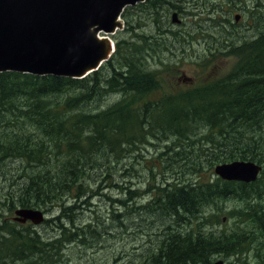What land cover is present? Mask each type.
<instances>
[{
	"label": "trees",
	"instance_id": "1",
	"mask_svg": "<svg viewBox=\"0 0 264 264\" xmlns=\"http://www.w3.org/2000/svg\"><path fill=\"white\" fill-rule=\"evenodd\" d=\"M173 9L202 17L218 34L215 48L231 47L238 60L222 77L193 84L177 78V90L151 98L163 90L165 78L144 52L165 41ZM234 11H241L245 24L225 38ZM125 17L137 34L118 42L103 72L79 81L0 73V177L12 186L1 201L56 214L44 224L56 231L47 241L30 229L12 228L9 237L0 235L1 253L20 264H53L70 243L89 249L109 232L119 237L128 224L134 225L126 233L143 231L135 219L146 218L163 221V228L147 243L155 249L135 263L210 264L218 256L249 264L253 256L264 264V0H147ZM56 90L63 96L51 103ZM109 97L114 100L105 101ZM148 146L155 148L152 157L133 155L150 151ZM18 159L21 165L6 173ZM237 159L262 165L256 182L183 180ZM134 172L151 181L144 192L116 182L134 179ZM109 188L127 197L109 198L118 207L110 224L95 216L79 226L81 206L88 209ZM137 196L144 203L129 204ZM225 200L230 201L224 212L205 217L214 202Z\"/></svg>",
	"mask_w": 264,
	"mask_h": 264
},
{
	"label": "water",
	"instance_id": "2",
	"mask_svg": "<svg viewBox=\"0 0 264 264\" xmlns=\"http://www.w3.org/2000/svg\"><path fill=\"white\" fill-rule=\"evenodd\" d=\"M93 1L90 23L109 29L114 24L117 10L142 0ZM85 4L87 6V0H0V72H29L41 76L47 70L63 74V68H68L65 62L70 60L73 67L65 73L81 74L94 67L106 48L93 40L87 28L83 34L85 50L81 48L75 53L71 51L73 44L66 45L65 52L59 47L54 60L51 58L55 55L53 44L59 40L57 33L63 42L68 36L77 34V28L84 29L82 24L79 27V22ZM257 171L256 166L242 162L216 168L221 177L235 180H253ZM16 214L23 217L22 222L27 218L35 223L42 220L38 211L21 210ZM213 264L224 263L219 260Z\"/></svg>",
	"mask_w": 264,
	"mask_h": 264
},
{
	"label": "rangeland",
	"instance_id": "3",
	"mask_svg": "<svg viewBox=\"0 0 264 264\" xmlns=\"http://www.w3.org/2000/svg\"><path fill=\"white\" fill-rule=\"evenodd\" d=\"M182 19V23L186 22L187 20ZM239 19L236 21L238 22ZM182 23L179 26H172L170 28L171 31L176 32L178 39L181 40L180 42H173L172 44H168L166 42L163 46L150 49V53L155 56L154 60H165L169 65L174 64L173 60H182V62L178 65V67L173 68L171 71L162 70L160 75L164 76L165 84L163 83V90L153 92L150 97L157 98L162 95L163 92H173L177 89H172V86L175 83L177 78H180L182 74L193 78V84L195 81H202L206 78H214L219 77L229 71L234 63V59H227L224 56H217L216 58L210 57L205 52V47L207 45V41H211L208 39L209 32L202 34L200 30L189 31L187 35V30L189 27H184ZM157 29H161L162 26H156ZM225 28V27H223ZM229 28H231L229 26ZM207 29L206 26H203L201 31H205ZM233 28H231L232 30ZM143 32L148 34L149 30L144 28ZM123 37H127L125 34ZM182 37H187V42H184ZM205 39V40H203ZM168 46L169 48H165ZM176 53L175 55L170 54V52ZM183 52V54H182ZM143 54V53H142ZM200 57L199 60H207V63L202 67H197L195 64H192L190 61L185 60H196L194 58ZM203 56H208V58H203ZM114 100V97H109L105 101ZM146 152L143 154L137 153V157L144 158ZM150 155H153V151H150ZM139 158V159H140ZM167 164V162H166ZM7 165V164H6ZM139 167V166H138ZM7 169V166H6ZM2 174V173H1ZM135 179L131 181L130 185L132 189L139 188L141 191L146 190L149 185H151V181H146L139 177V174L135 173ZM211 170L208 168H204L199 173V179L202 180L208 176H210ZM193 177L188 176L183 179L184 181H189L190 178ZM2 177H0V187H2ZM123 179L120 177L119 182L120 185L123 187H129L127 179L125 182L122 181ZM160 180V178H159ZM1 192V191H0ZM99 195H95L93 199L90 201V207L88 209H84L83 206L77 214V217L81 218L77 221V224L81 226L85 221L89 219H93L95 216H99L100 220L104 222L105 225L110 224L111 212L113 209L118 208L116 207V203L109 200L111 199H126L119 189L117 188H109V189H102L99 192ZM139 200L141 203H144L143 196H137L136 199L133 198V201H129V204L134 206ZM115 205V206H113ZM129 207V206H127ZM84 209V210H83ZM115 211V210H114ZM58 212V210H56ZM120 212H123L122 210ZM12 212H9L11 214ZM49 216V215H48ZM209 216V215H208ZM218 216V215H216ZM215 217V216H214ZM48 218V217H47ZM156 219V218H153ZM135 225H139L143 231H136L132 233L129 232L130 227L134 224H128L122 231V235L119 237H113L112 233L109 232L104 235L99 242L94 241L93 247L89 249H82L81 246H74L73 243L68 244L67 248L64 249L62 254L61 260L59 262L54 261L53 264H139L135 263V260H142V256L147 254L148 252L152 251L155 248H151L152 244H147L150 240L156 239L159 233L162 230L163 221L157 222L160 220H153L150 221L146 218L142 219H135ZM128 223V222H126ZM129 226V227H128ZM23 228L30 229L39 234V237L43 241H47L48 238L52 237L56 234V231L50 230L49 226L47 225H40V226H30V224L25 225ZM53 228L58 230L56 224L53 225ZM216 228H220L219 225ZM158 241V240H157ZM71 245V246H69ZM150 248V249H149ZM5 264H11L9 262ZM15 264H20L15 263ZM234 264H238V262L234 261ZM249 264H258L253 256L250 257Z\"/></svg>",
	"mask_w": 264,
	"mask_h": 264
},
{
	"label": "bare ground",
	"instance_id": "4",
	"mask_svg": "<svg viewBox=\"0 0 264 264\" xmlns=\"http://www.w3.org/2000/svg\"><path fill=\"white\" fill-rule=\"evenodd\" d=\"M104 99V98H103ZM85 163V162H84ZM129 227V226H128ZM195 255V254H194Z\"/></svg>",
	"mask_w": 264,
	"mask_h": 264
}]
</instances>
